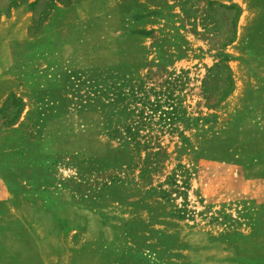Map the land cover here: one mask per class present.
<instances>
[{
    "label": "rangeland",
    "instance_id": "374dc122",
    "mask_svg": "<svg viewBox=\"0 0 264 264\" xmlns=\"http://www.w3.org/2000/svg\"><path fill=\"white\" fill-rule=\"evenodd\" d=\"M0 264H264V0H0Z\"/></svg>",
    "mask_w": 264,
    "mask_h": 264
},
{
    "label": "trees",
    "instance_id": "16d2710c",
    "mask_svg": "<svg viewBox=\"0 0 264 264\" xmlns=\"http://www.w3.org/2000/svg\"><path fill=\"white\" fill-rule=\"evenodd\" d=\"M116 84V83H115ZM111 85L109 86L106 90H99L100 88V83L97 81V79H92V90H93V95H99L100 98H102V96H104L105 94L109 93V106L108 107H113L110 116L112 118L114 117H119L120 118H125V120H128L129 116L132 113H128L129 111L131 112V109L128 107H123L122 109H120L119 105H121L124 100L129 96H131L133 99L138 98L139 102L141 103L142 109H140L139 113L141 115L146 113V110H148L149 112H151V114L153 115H157L158 113H160V121L164 122L165 125H172L175 121V119H178L177 115L179 114V110L177 107H175L174 105H170L169 107H171L172 111L169 110H164L163 109V105L164 102L162 101L161 95H158V99H156V101L152 102L150 101V99H148V97L145 98H141V97H136V95L138 94V92H132L130 95H127L125 92L121 91V89L117 86V85ZM121 87V86H120ZM102 88V87H101ZM98 92H100V94H98ZM157 97V95H156ZM16 98V97H14ZM16 101H19L21 103L20 99H16ZM19 104V103H18ZM117 107V108H116ZM122 110V111H121ZM129 110V111H128ZM117 114V115H116ZM126 115L127 118L125 117ZM120 120L118 121V124H120ZM125 127H127V133L126 134H122L120 133V131L118 130V132L116 133L117 138H126L128 140V144L131 142H135V147L136 148H145L148 145H146L145 143L142 144V142L140 140H137L136 137L138 136L136 133H134V131H132V128L130 126V124H125ZM129 138V139H128ZM126 140V141H127ZM130 140V142H129ZM154 158H156L159 155L158 153H154L153 154ZM158 161V160H157Z\"/></svg>",
    "mask_w": 264,
    "mask_h": 264
}]
</instances>
